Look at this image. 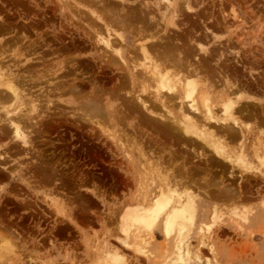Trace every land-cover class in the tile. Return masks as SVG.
Instances as JSON below:
<instances>
[{
    "label": "rangeland",
    "instance_id": "rangeland-1",
    "mask_svg": "<svg viewBox=\"0 0 264 264\" xmlns=\"http://www.w3.org/2000/svg\"><path fill=\"white\" fill-rule=\"evenodd\" d=\"M188 2L192 9L181 2L178 11L179 24L188 23L185 33H167L191 49L193 37L210 45L209 59L198 50L190 58L198 53L210 68L212 95L225 91V74L239 82L234 95L241 90L246 111L255 113L242 115L246 137L229 136L228 146L238 151L243 142L246 171L200 142H187L186 149L184 141L153 125L133 99L143 83L128 70L143 62L139 44L163 36L164 24L162 30H137L140 21L131 20L130 27L113 22L111 41L120 43L127 61L121 63L99 41V32L108 33L96 14L112 21L135 16L144 10L143 0H0V78L15 84L18 79L23 93L12 99L0 86V264H264V0ZM150 13L149 20L160 15L156 5ZM141 97L149 100L144 92ZM88 101L99 105H93L94 118L87 115ZM11 114L23 116L27 145L14 136ZM183 163L187 172H178ZM169 166L173 179L182 180L180 191L184 184L195 195L200 190L195 221L169 236L161 226L155 234L139 230L129 216L143 196L158 191V170L164 174ZM224 188L236 195L228 197Z\"/></svg>",
    "mask_w": 264,
    "mask_h": 264
},
{
    "label": "bare ground",
    "instance_id": "bare-ground-1",
    "mask_svg": "<svg viewBox=\"0 0 264 264\" xmlns=\"http://www.w3.org/2000/svg\"><path fill=\"white\" fill-rule=\"evenodd\" d=\"M181 2L186 4V7L184 6L186 9H189V10L192 9L190 7L188 0H143L144 10H141L138 15H135V16L131 15L130 16L131 18L127 17V18L123 19L120 16V19H118L116 21V19L119 18V16L117 15L116 19L114 18V21H112L113 18L111 19V17H110V19H107L105 17V15H107V14L104 15V13H103V15H102V14H99V12L98 13L96 12L97 13L96 18H98V20H101L103 22L104 26L106 27L104 29L108 33L106 36V35H101L102 32H99V33L97 32L100 35L99 36L100 38H98V39H99V41H101L103 43V46L105 45L107 49L108 48L110 49L109 53L113 52L115 54V56H117L119 59L122 60L121 63H123V62L127 63L122 48L117 46L120 43L115 42L113 40H112L113 41V43H112V41H111L112 38L110 37L111 36L110 33H113V32L109 33V31H111V28L113 27V22H118V24H119V21H120L124 25L130 27V26L135 25L131 22V20H137V22H139V21L141 22V25H139V26L137 25L138 26L137 30H142L141 29L142 26H144V27L146 26L147 28H150V29L159 28L161 26V24L163 23L164 27H165V29H164L165 33L163 34V36H161V35L150 36L153 33L152 32L149 35L151 38L148 36L149 37L148 39L150 41L148 42L147 39H146L147 41L144 40V43L147 42V44H144L142 42H141L142 44H139L140 42L137 43L140 45V48L138 50L142 54L143 62H139V64H136V63L132 64L133 67L130 70H128L129 72L128 71L127 72L129 73V75L133 81L138 82V83H143V84H141L142 85V89L140 90L141 93L136 95V96L134 95L135 98H133V99L137 98V101L140 103V106L143 109L142 112L145 111L147 113V115L150 119V122L153 125L157 126V128L159 127L160 129H162L171 138L175 137L181 141H184L183 144L181 143V145H183V147H185L186 149H191V147L188 145L187 142H200L204 146H206L207 148H210L217 157L221 158L222 160H224L225 162H227L229 164H232L235 166L237 165L246 171L247 166H248V161H247L246 154L244 152L243 142L241 141L242 145L240 146L241 148L238 151L230 150V148L228 146V142H229L228 137L229 136H231L232 138L239 137V139L245 138L246 133H247V129L244 128V125L242 124L243 122L241 120V117H242V115H252L255 112L246 111L247 109H246L245 105L243 104V99L246 98V95L243 94L241 90H240V92H238L239 82L237 80L235 82H231V80L228 78V74H225V75L222 74V76L224 75L222 77V79H223V81L225 80V82H226L225 91L222 92L220 95H216V96L211 94L210 89H209V84H208L209 79L207 77L208 73H209L207 70H210V68L207 69L208 67L207 68L205 67L204 60H202L201 57L197 55L198 53L193 55L194 61H192V59L190 58V56L192 55V53L195 50H198L199 53L204 54L205 59H209L210 57H212L214 54V51L210 48V45H207L208 43L205 44L201 40H196L194 37H193L194 39L191 38L192 37L191 36L190 41H191L192 45L196 44V47L195 48L192 47V49H191L188 46H186V44L182 41L181 38L173 37V36H171L170 33H167V30L169 31L170 28L174 29L178 32L185 33V31H183V29L186 26H188L187 25L188 23L183 22V26H181L178 22L180 20H183V18L182 19L179 18L180 14L178 13L180 6H181L180 5ZM154 5L157 6V9L159 10L160 15H161V19L159 21H158V18L160 17V15L158 16V18L156 16L157 20H155V18H153V20H149V16H151V14H152V13H150V10ZM91 11H93V9ZM118 11H116V12H118ZM92 13H95V12H92ZM107 13H109V12H107ZM114 13H115V11H114ZM155 13H157V12H155ZM155 15H154V17H155ZM111 16H113V15H111ZM108 18H109V16H108ZM154 20H155V22H153ZM137 24H139V23H137ZM160 28H161L160 30L163 29L162 27H160ZM117 30H119V29H117ZM133 30H134V27H133ZM157 30L158 29H156V31ZM207 30H208L207 32L214 33L212 29H207ZM152 31L155 32V30H152ZM115 32H118V31H115ZM145 33H144V35H145ZM161 33H163V32H161ZM118 34H119V37L121 40H125V37L123 36V34H120L119 32H118ZM146 34H148V32ZM113 35H114V33H113ZM115 37H117V36H115ZM115 37H113V38H115ZM140 37H142V36H140ZM142 39H141V41H142ZM203 41H205V40H203ZM116 43H118V44L116 45ZM159 43H162V45ZM162 47H163V49H161ZM104 50H105V48H104ZM135 50H137V48ZM156 51H158V52H156ZM131 52H133V51H130V53ZM103 53H104V51H103ZM109 56H110V54H109ZM127 56H130V55H127ZM131 56L130 57L133 58V56H135V54L133 55L131 53ZM118 58H116V59H118ZM135 58H133V59H135L137 62L138 57L136 56ZM116 62H117V60H116ZM132 62H134V61H132ZM210 67L213 68V66H210ZM220 68L221 67H219V69ZM201 71H205L204 74H202ZM249 73L252 74L253 73L252 70ZM0 74L2 75V73H0ZM219 75H220V73H219ZM3 76L0 78V79H2V80H0V86L5 85L6 90L10 94L12 99L13 98L21 99V93L22 92H20L19 88L17 87L18 86L17 83H19L18 79L16 78L17 83L15 84L12 79L8 80L5 77H4L5 78L4 79ZM12 76L16 77V75H12ZM233 76H234V74H233ZM130 84H131V81H130ZM136 86H137V88H138V86L140 88V84H138ZM73 88H75V87H73ZM216 88H214V89H216ZM235 89H238L236 94H235L236 96L234 95ZM0 90H2V89H0ZM143 92H144V94L147 95V97H149V100H146V99L141 97V94H143ZM128 94H130V93L128 92ZM130 95H131V97H133V94H130ZM3 96H4V94H3ZM116 96H117V94H116ZM5 97H7V96L5 95ZM0 99L2 100V101L0 100V103H1V102H3V100L5 98H3V99L0 98ZM6 100H9L8 97ZM9 101H11V99ZM90 101H91V99H90ZM90 101H88L89 103H86V106H88V104L91 103ZM93 101H94V99H93ZM131 102H132V100H131ZM92 103H91L92 109H90L91 106H88L89 108H88V110H86V111H89V109L91 110V111H89V113H87V115L89 117L95 116L96 114L95 115H93V114L96 113L95 111H97V109L93 108V105L95 103H93V104ZM25 104H26V102H25ZM33 104L35 105V103H33ZM0 105H2V103ZM34 105L32 106V108L36 107V105L35 106ZM128 105H130V103ZM37 106H38V104H37ZM86 106H84V108L82 107L83 111L85 110ZM94 106L96 107L99 105L96 104ZM127 106H125V107H127ZM169 106H173V107L177 106V110L173 111V109H170ZM102 107H103V105H102ZM158 107L159 108L161 107L163 109V111L165 110L167 112L162 113V111H161L162 109L159 110L160 111L159 112L158 110H156V108H158ZM99 108H98V111H99ZM36 109H38V108L36 107ZM36 109H35V112H36ZM100 109H102V108H100ZM103 109H104V107H103ZM105 109H104V111L107 110V109L106 110ZM108 111H107V113H108ZM8 113H9V111H7V115H8ZM107 113H105V115ZM167 113H168V115H166ZM99 114H101V113L99 112ZM19 115L20 114L17 115L16 119L13 117V115L11 117H9L8 123H10V126L14 130V132H13L14 136L18 140L20 139L24 144L27 145L29 142L30 136L25 134L26 130H24V129L26 128V126L23 125L22 119H21L23 116L20 115L21 116L20 117ZM106 117H108V116H106ZM92 118H94V117H92ZM1 125H2V123H1ZM118 133H119V131H118ZM158 133H160V131ZM262 133H264V132H262ZM163 148H165V147H163ZM234 149H235V147H234ZM135 150H137V149L135 148ZM198 151H199V149H198ZM206 153L207 152H205V154ZM199 154L203 155L204 153H203V151H201V152H199ZM206 155L204 158H206ZM184 159H185V157H184ZM182 162H183V160H182ZM158 171H159L158 176H160L159 178L161 181L158 184V188H155L156 190L158 189V191H155V193H151L149 195L143 196L141 204L136 209L134 208L135 210H133L131 212V215L129 216L130 224L136 223L139 225V226H137L139 228V230L141 229V227L142 228L144 227L148 231H150V233L155 232L153 230L154 227L161 226V229L164 231V233L167 236H169L174 230H176L175 229L176 227L180 226L178 233L181 234L184 232L185 228L187 226H189V225H187V222L189 224H193L195 221L196 210H197L196 209L197 208L196 207V205H197L196 197H201L200 194H198V193H200V190H198L199 192H197L198 195L197 194L195 195V192H192L193 189L191 190L190 186H188L187 184H184V185H186L185 189H183V192L180 191V186H182V182H181L182 180L180 181L179 179H177L179 177V175H178V177L176 176L177 178H174L176 180L173 179L171 173L174 172V169L172 168V172H170V166H169V170H167L164 174L161 173L160 169ZM178 172H187V167L185 166L184 163L182 164V167L180 169H178ZM183 176H184V174H183ZM193 180H194V178H193ZM186 181L184 180L183 182H186ZM197 184H199V182ZM184 185H183V187H184ZM220 188H222V187H220ZM226 188H228V187H226ZM226 188H224V192H226V194H228V197H231L232 195H234V196L236 195L234 193V191H232L233 189L230 190V189H226ZM137 227H136V229L138 231ZM124 232H125V235H127V236L129 235V229L127 227L124 229ZM139 251L142 252V250H139Z\"/></svg>",
    "mask_w": 264,
    "mask_h": 264
}]
</instances>
